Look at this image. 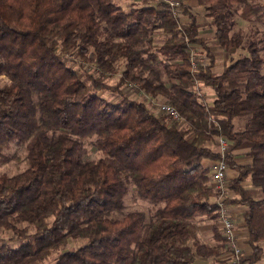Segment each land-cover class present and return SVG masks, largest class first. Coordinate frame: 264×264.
I'll return each mask as SVG.
<instances>
[{
    "label": "trees",
    "instance_id": "trees-1",
    "mask_svg": "<svg viewBox=\"0 0 264 264\" xmlns=\"http://www.w3.org/2000/svg\"><path fill=\"white\" fill-rule=\"evenodd\" d=\"M126 9L117 0H0V164L23 145L26 166L0 175V227L19 236L15 246L0 244V264H29L57 253L55 264H196L198 255L227 251L213 226L215 243L197 239L201 216L217 218L210 167L218 159L217 136L229 140L231 201L245 207L252 254L264 255V58L257 43L248 52L214 71L216 55L190 10L182 28L167 6ZM215 26L218 45H242L233 31L232 7L240 15L264 17L258 0H198ZM186 10V9H185ZM162 30L156 51L165 57L167 79L146 76L144 53L155 60L152 34ZM200 44L209 62L191 73L188 43ZM83 61L100 65L102 74L81 71ZM78 64L79 68L71 64ZM125 65L119 86L132 81L152 96L164 95L185 123L155 113L147 102L123 95L105 99L103 76ZM8 79H5L4 77ZM195 78L214 91L205 103ZM245 116L242 129L235 118ZM92 139L100 156L82 159V144ZM247 149L251 163L238 162L235 151ZM20 159V156H19ZM251 180V186L245 184ZM129 185L136 197L153 201L123 218L110 215L124 206ZM24 222L23 226L19 225ZM73 238L87 243L67 249Z\"/></svg>",
    "mask_w": 264,
    "mask_h": 264
},
{
    "label": "rangeland",
    "instance_id": "rangeland-1",
    "mask_svg": "<svg viewBox=\"0 0 264 264\" xmlns=\"http://www.w3.org/2000/svg\"><path fill=\"white\" fill-rule=\"evenodd\" d=\"M122 6L126 9H129L132 5H142V0H117ZM259 2L264 3V0H258ZM185 3V2H184ZM151 4H155L152 0ZM160 7H164L161 5H158ZM241 4L237 3L234 4L232 7V13L230 14V19L233 22V31H238L240 33V36L242 37V45L238 48L229 49L226 50L222 46L218 45L217 39L215 38V26L211 23L212 18H210L207 15V10L203 7L201 11H196L197 15L200 16L199 20L209 19V23H203L202 27L203 33L201 35L206 36L210 40V44L214 50V53L216 55V65L215 68L217 70H221L225 64L230 63L231 61L237 59L242 54H245L248 52V46L250 42L255 41L254 43H257L260 49V53L264 58V17H257L254 15L252 19H244L240 15L241 11ZM186 9V10H185ZM190 10L189 7L186 4H183V9L181 12V16L179 18L175 17L172 13V15L177 19L180 25H184L186 22L190 20V16L187 13ZM191 11V10H190ZM192 12V11H191ZM208 24L209 26H207ZM182 25V26H183ZM210 29V30H209ZM152 34L153 43L155 46L149 47L150 50L156 51V45L162 43L164 41V33L162 30H155ZM188 53L189 56L191 53H195L197 55V60L199 62V69L203 68L209 61L207 54L203 47L198 43L195 42H189L188 43ZM157 52V51H156ZM144 58H146V62L148 64L147 67H144V72L146 76L150 77L154 82L160 83L165 82L167 84H170L169 80L167 79V75L164 69L163 62L165 61V57L157 52V58L155 60L148 57L147 53H144ZM72 66H75L76 68H79L78 64H71ZM120 68L112 73L108 72L103 76V79L108 84L107 88H104L103 90L99 91V94L105 99H109L111 101L118 102L122 99V96H128L131 98H136L139 100H143L147 102V105L155 112V113H162V111L159 110L158 105L163 102H169L168 99L164 95H158V96H152L151 94L147 93L138 83H135V87H131V82L127 81L123 83L120 86V89H115L119 86L120 78L122 76V72L125 68L124 64H121L119 66ZM262 67L264 69V61L262 64ZM81 71L85 72H91L95 75L102 74V68L100 65L97 64H91L89 62L83 61L81 68H79ZM5 79H8L6 76ZM200 82V81H199ZM194 88L197 89V87L194 85ZM200 94L202 95L201 100L206 102H213L214 100V91L204 86L201 82L199 84ZM123 94V95H122ZM200 97V95H199ZM236 129L240 130L242 127H244V124L246 123V117L245 116H238L234 120ZM185 121H182L181 124H184ZM82 149L80 151V156L82 159H89L100 156V151L96 148V146L93 144V140L89 139L86 140L82 144ZM214 148L217 147V142L213 143ZM217 149V148H216ZM9 151L12 153H15L17 155L16 158L11 159L8 162H4L0 164V175H14L16 172L20 171L26 166V151L21 144L13 143L12 146L9 148ZM20 156V159H19ZM214 200V198H213ZM152 206L153 201L151 199H145L141 197H136V194L134 192V186L129 185L128 192L125 195L124 198V206L120 209L114 210L110 217L114 219H121L123 218L129 211L131 210H144L146 212V221H149L152 214ZM25 223L20 222L19 225L23 226ZM19 236L13 231L6 229L4 227H0V244L7 243L11 244L13 246L16 245V243L19 242ZM87 243V240L85 238H73L70 240L67 249H76L77 247ZM57 257V253H54L53 255L49 256L46 259L43 260H37L34 262H31L29 264H55Z\"/></svg>",
    "mask_w": 264,
    "mask_h": 264
},
{
    "label": "built area",
    "instance_id": "built-area-1",
    "mask_svg": "<svg viewBox=\"0 0 264 264\" xmlns=\"http://www.w3.org/2000/svg\"><path fill=\"white\" fill-rule=\"evenodd\" d=\"M156 5L167 6L173 13V15L177 18L181 16V12L183 9L184 0H153ZM183 25V24H182ZM180 25V28H182ZM190 64H191V73L194 75L199 70V62L197 60V55L195 53H191L190 55ZM131 87H135V83L131 82ZM199 80L195 78V86L197 87L196 92L200 95V99L202 95L200 94L199 89ZM205 103H209L206 102ZM160 111L169 115L170 120L172 122L176 121H184V118L180 111L170 102H163L158 105ZM229 146V140L223 136H217V151L220 153V157L218 159H214L210 175H211V185L217 190L218 196L216 197V208L217 218L221 224V233L222 237L226 241L227 251L231 258V264H248L247 260H245V253L242 247L239 244L238 236L236 232V222L233 218V214L230 209V187H229V179H228V163L226 160V153Z\"/></svg>",
    "mask_w": 264,
    "mask_h": 264
},
{
    "label": "crops",
    "instance_id": "crops-1",
    "mask_svg": "<svg viewBox=\"0 0 264 264\" xmlns=\"http://www.w3.org/2000/svg\"><path fill=\"white\" fill-rule=\"evenodd\" d=\"M184 2L189 7V9L192 12H194L196 15H197L196 11L199 12L203 8V6H201L199 4L198 0H184ZM199 19H200V16L197 15V20H198V22H200L201 27H202L203 23H207V22L209 23V21H210L209 19H204L202 21ZM206 25L209 26L208 24H206ZM201 27H200V31H199L200 35L203 33V30H204ZM201 36H203V35H201ZM204 37H206V36H204ZM212 50H213V48H212ZM215 65L213 66V70L219 71L215 68ZM223 68L220 71H222ZM213 148H214V146H213ZM216 148L217 147H215L214 149H216ZM246 151H247V149H239V150L235 151L238 162H240L242 164L251 163L252 160L250 157H248L246 155ZM203 163H204V165L209 166L211 169L213 159L205 158V159H203ZM227 175H228V179L231 180L232 178L237 176V171L235 169H232L231 167H229ZM245 184L247 186H251V184H252L251 180L246 181ZM234 195H235L234 192L230 189V198H229L230 203L229 204H230L231 212L233 214V218L236 222V232H237L236 234L238 236V241H239L240 246L242 247L245 255L248 256V255L252 254L253 248L251 247V244L248 242V229L245 225L244 211H245L246 206L233 203L231 201V198L234 197ZM215 199L216 198H214L213 202L216 201ZM197 222H198L197 226H196L197 239H199L202 242L209 243L211 245L214 244L215 243V237H214L215 235H214V231H213V226H217L220 233H221V229H220L221 224L218 221V218H216L214 220V219H211L207 215H203L200 217V219ZM195 262H196V264H231V258L229 256L228 251H224L220 255L213 256V257H206V256L198 255L196 257ZM257 264H264V255L257 262Z\"/></svg>",
    "mask_w": 264,
    "mask_h": 264
}]
</instances>
